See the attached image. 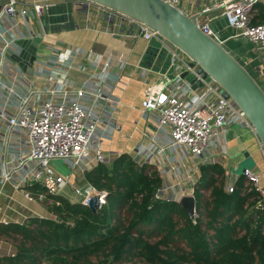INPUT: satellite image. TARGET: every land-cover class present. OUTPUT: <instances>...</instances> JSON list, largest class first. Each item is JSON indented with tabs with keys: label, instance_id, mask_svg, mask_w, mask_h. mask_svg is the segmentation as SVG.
I'll list each match as a JSON object with an SVG mask.
<instances>
[{
	"label": "built area",
	"instance_id": "obj_1",
	"mask_svg": "<svg viewBox=\"0 0 264 264\" xmlns=\"http://www.w3.org/2000/svg\"><path fill=\"white\" fill-rule=\"evenodd\" d=\"M163 1L179 7L184 0ZM260 1L222 0L217 6L222 9L221 16H225L228 23L225 31H219L222 35L216 37L209 27L210 18L201 20L199 17L200 28L224 46L228 38L244 36L260 55L264 51V23H252L255 5ZM17 4L18 0H9L0 9V129H4L6 144L4 153L0 152V176L5 181H11L16 189L40 183L47 193L62 194L70 185L69 179L50 167V160L61 159L71 168L85 172L98 164H110L116 158L114 154L103 151L100 135L117 129V125L108 122L109 113L116 112L117 100L105 92L104 83H107L108 73L112 72L114 64L120 60L108 57L100 70L77 87L68 82L59 84L50 81L43 89L29 87L22 90L20 85L25 84L24 77L16 73L8 61L11 60L8 54L13 50L14 39L9 29H3V23L9 18L15 25L19 17L28 21L27 9L19 8ZM76 5L87 14H100L114 36L131 40L155 38L170 48L173 74L164 76L158 86H150L140 103L143 114L153 121L156 130L167 131V143L159 144L155 139L158 135L153 137L143 132L132 158L138 165L152 164V159L158 156L163 158L159 163L163 170L159 173L167 172L168 176H161L162 183L156 190L155 199L178 203L184 195L194 196L200 166L218 162L219 153L213 154L217 148L220 152L225 151L218 141L220 134L232 126H240L254 133L251 122L231 98L221 95L220 85L213 80L200 78L202 84L192 88L181 74L184 71L195 72L196 66H189L184 55L156 32L138 21L91 2L76 0ZM46 8V3L32 4V11L37 16ZM210 9V6H206L200 14ZM70 50L86 58L92 54L90 50ZM87 100L89 106L84 103ZM15 135L20 138L19 142L24 141L29 147L26 154L22 155L19 148L15 149ZM257 142L261 166L256 165L257 171L244 168L240 175L226 173L224 189L227 192H232L240 176H243L244 189L247 192L256 190L264 198V147L258 139ZM9 148L14 150L9 151ZM176 148L181 150L182 158L187 163L173 166L169 162L167 166L163 165L164 158L169 157L166 151L169 153ZM87 184L73 187L80 197L79 202L87 205L91 197H97V207H100L105 203L106 192ZM25 196L41 202L44 193L38 192L34 196L26 190Z\"/></svg>",
	"mask_w": 264,
	"mask_h": 264
},
{
	"label": "trees",
	"instance_id": "obj_2",
	"mask_svg": "<svg viewBox=\"0 0 264 264\" xmlns=\"http://www.w3.org/2000/svg\"><path fill=\"white\" fill-rule=\"evenodd\" d=\"M225 176L218 163L200 166L194 220L179 203L155 199L159 171L127 153L84 172L106 192L95 211L35 183L25 189L44 193L51 215L0 224V236L17 240L0 264H264V199L244 189L243 176L227 192Z\"/></svg>",
	"mask_w": 264,
	"mask_h": 264
},
{
	"label": "crops",
	"instance_id": "obj_3",
	"mask_svg": "<svg viewBox=\"0 0 264 264\" xmlns=\"http://www.w3.org/2000/svg\"><path fill=\"white\" fill-rule=\"evenodd\" d=\"M221 1L184 0L179 8L185 14L192 15L201 13L203 8L210 6L211 9L199 17L200 19L210 18L212 22L221 17L222 9L217 6ZM34 3H46L48 8L37 16L32 11ZM17 6L27 9L28 21H23L19 17L17 18L18 24L15 25L9 18L3 23V29H9L8 32L14 40L34 36L39 38L35 61L26 71L19 69L14 61L8 60L10 67L24 77L25 84L20 85L22 90L29 87L43 89L50 81L59 84L68 82L72 86H80L87 78L101 69L108 57H114L120 62L114 64L112 72L108 73V81L104 83V90L117 100L116 112L111 111L108 115V122L117 125V129L109 134L100 135L103 151L114 155L122 153L132 155L136 151L137 144L141 142L143 132L153 137L158 135L155 139L159 144L167 143V131L165 129L159 132L156 130L153 121L143 114L140 103L150 86H158L164 76L170 77L173 74V58L168 46L155 38L145 40L139 37L131 40L119 35L114 36L100 14L96 12L87 14L85 10L76 5V0H18ZM253 17V22L264 23V0L255 6ZM222 31H225V28ZM225 47L249 68L259 82H264V51L258 55L254 50V45L244 36L228 38L225 41ZM71 48L90 50L92 54L86 58L80 53L72 52ZM253 58H258L260 61L255 68L249 66ZM84 103L89 106L88 100ZM3 134L4 129H0V152L6 150ZM19 139L18 135H15L13 139L16 141L14 144L17 148L15 149L19 148L20 154H26L29 147L24 141L19 142ZM218 141L225 147V151L220 152L217 148L213 154L219 153L217 163L228 174H233L235 164L247 157L258 159L257 161L261 160L256 136L243 127H230L220 134ZM13 150L9 148V151ZM166 153L169 157L164 158L165 162L162 164L165 166L169 162L173 166H177L178 163H187L178 148L172 150L171 153L167 151ZM162 160L161 156L152 159V165H155L159 172L163 170L159 165ZM69 168L71 171L64 175L69 179L68 188L79 186L80 183H83L82 186L88 185L84 172L79 168L70 166ZM71 172L74 174L72 178L70 177ZM161 176H168L167 172ZM68 188L62 194L71 200L73 197L69 195ZM25 191V188H14L11 181H5L0 176V224H20L31 217H50V212L42 203L35 198H27ZM72 200L77 201L74 198ZM15 252L16 247L11 239L0 236V257L12 256Z\"/></svg>",
	"mask_w": 264,
	"mask_h": 264
},
{
	"label": "water",
	"instance_id": "obj_4",
	"mask_svg": "<svg viewBox=\"0 0 264 264\" xmlns=\"http://www.w3.org/2000/svg\"><path fill=\"white\" fill-rule=\"evenodd\" d=\"M112 10L124 17L138 21L156 32L171 47L181 52L195 72L184 71L185 78L196 88L201 79L213 80L221 87V95L231 98L251 122L256 139L264 147V82L259 83L249 68L240 62L223 44L204 33L199 24L200 13L187 15L179 7L163 0H84ZM9 0H0V9ZM227 19L221 16L210 22L209 27L216 37L227 27ZM39 38L16 39L8 57L18 68L26 71L33 65ZM22 48H19V46ZM260 64L253 58L249 66ZM199 77V78H198ZM201 78V79H200ZM179 205L188 217L196 216L195 198L184 195ZM87 205L92 211L98 206L97 197H91ZM261 207V206H259Z\"/></svg>",
	"mask_w": 264,
	"mask_h": 264
},
{
	"label": "rangeland",
	"instance_id": "obj_5",
	"mask_svg": "<svg viewBox=\"0 0 264 264\" xmlns=\"http://www.w3.org/2000/svg\"><path fill=\"white\" fill-rule=\"evenodd\" d=\"M203 19V17L201 18V20ZM172 151H169V153H171ZM134 154V152L132 153V155ZM131 155V156H132ZM114 157L118 156L117 154L113 155ZM251 158V157H247L245 159H243L240 162H237L235 164L234 170H233V175H240L243 171V168H249V169H253L255 171H257L256 165L258 164V166H261L262 164V160L259 159V161H257L258 159ZM49 166L52 167L54 170H56V172L65 175L67 173H69L71 170L69 168V166L67 165L66 162H64L61 159H52L49 162ZM155 167V165H153ZM156 168V167H155ZM74 176V174L71 172V178ZM79 186H82L83 183L78 184ZM66 189V188H65ZM64 189V190H65ZM68 192L70 193L69 195H71L74 199L76 200H80V197L74 192L73 188H68ZM63 193V192H62ZM206 194H208L206 192ZM70 196V198H71ZM72 198V199H73ZM71 199V200H72ZM264 199V198H263ZM73 201V200H72ZM45 207V206H44ZM49 212V211H48ZM11 241L15 244H17V240H13L11 239ZM42 264H45L44 262Z\"/></svg>",
	"mask_w": 264,
	"mask_h": 264
}]
</instances>
